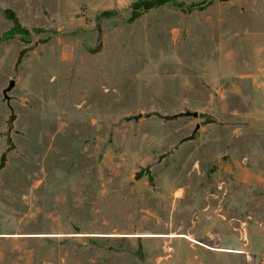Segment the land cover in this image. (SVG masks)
<instances>
[{
	"label": "rangeland",
	"instance_id": "obj_1",
	"mask_svg": "<svg viewBox=\"0 0 264 264\" xmlns=\"http://www.w3.org/2000/svg\"><path fill=\"white\" fill-rule=\"evenodd\" d=\"M132 1L0 0V264H234L199 245L239 229L261 247L264 0Z\"/></svg>",
	"mask_w": 264,
	"mask_h": 264
},
{
	"label": "crops",
	"instance_id": "obj_2",
	"mask_svg": "<svg viewBox=\"0 0 264 264\" xmlns=\"http://www.w3.org/2000/svg\"><path fill=\"white\" fill-rule=\"evenodd\" d=\"M256 229L257 228H254L251 233L259 235L258 239L261 247H257L258 249L253 247L254 244L252 245L249 242V232L245 230L243 233L240 229L230 233L233 238H226L224 232H220L217 234L214 244L201 243L199 246L209 254H217L219 257H231L233 255L235 260L234 264H264V262H261V254L264 252V232L262 229ZM207 235L209 236V233ZM208 236V240L214 237L209 236V238ZM188 239L191 241L190 246L193 249L195 245H197L195 242L198 241H196L192 235H188Z\"/></svg>",
	"mask_w": 264,
	"mask_h": 264
},
{
	"label": "trees",
	"instance_id": "obj_3",
	"mask_svg": "<svg viewBox=\"0 0 264 264\" xmlns=\"http://www.w3.org/2000/svg\"><path fill=\"white\" fill-rule=\"evenodd\" d=\"M163 4V0H133L131 4V16L130 19L134 20L138 18L144 11H147L154 7H159ZM4 14L7 18H9L14 27H20L19 20L15 13L10 9H5ZM6 159V154L1 153L0 155V168L3 167Z\"/></svg>",
	"mask_w": 264,
	"mask_h": 264
},
{
	"label": "water",
	"instance_id": "obj_4",
	"mask_svg": "<svg viewBox=\"0 0 264 264\" xmlns=\"http://www.w3.org/2000/svg\"><path fill=\"white\" fill-rule=\"evenodd\" d=\"M14 85V80H10L8 86L3 90V94H4V98L8 99V96H7V91H9ZM173 117H176V116H193V117H197L198 116V112L196 111H184V112H180L178 114H175V115H172ZM200 127V124H196L193 132H192V135L195 133V131Z\"/></svg>",
	"mask_w": 264,
	"mask_h": 264
},
{
	"label": "built area",
	"instance_id": "obj_5",
	"mask_svg": "<svg viewBox=\"0 0 264 264\" xmlns=\"http://www.w3.org/2000/svg\"><path fill=\"white\" fill-rule=\"evenodd\" d=\"M261 262H264V253L261 255Z\"/></svg>",
	"mask_w": 264,
	"mask_h": 264
}]
</instances>
